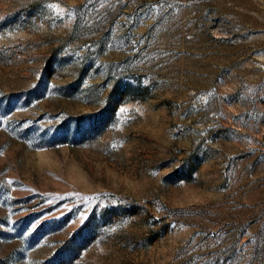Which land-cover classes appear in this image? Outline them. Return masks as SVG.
<instances>
[{
  "label": "rangeland",
  "instance_id": "374dc122",
  "mask_svg": "<svg viewBox=\"0 0 264 264\" xmlns=\"http://www.w3.org/2000/svg\"><path fill=\"white\" fill-rule=\"evenodd\" d=\"M0 264H264V0H0Z\"/></svg>",
  "mask_w": 264,
  "mask_h": 264
}]
</instances>
